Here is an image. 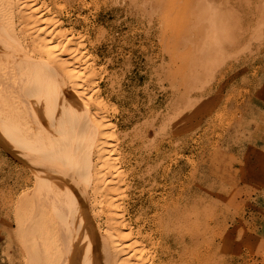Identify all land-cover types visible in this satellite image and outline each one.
Here are the masks:
<instances>
[{
    "label": "rangeland",
    "instance_id": "374dc122",
    "mask_svg": "<svg viewBox=\"0 0 264 264\" xmlns=\"http://www.w3.org/2000/svg\"><path fill=\"white\" fill-rule=\"evenodd\" d=\"M36 1L83 36L149 264H264V0ZM17 153L0 143V264H30L38 232Z\"/></svg>",
    "mask_w": 264,
    "mask_h": 264
},
{
    "label": "bare ground",
    "instance_id": "6f19581e",
    "mask_svg": "<svg viewBox=\"0 0 264 264\" xmlns=\"http://www.w3.org/2000/svg\"><path fill=\"white\" fill-rule=\"evenodd\" d=\"M49 13L36 0H0V143L29 161L39 191L36 214H25L38 229L28 262L149 264L147 243L120 209L116 125L105 116L83 36ZM90 190L104 229L91 217ZM55 220L62 228L49 233Z\"/></svg>",
    "mask_w": 264,
    "mask_h": 264
}]
</instances>
